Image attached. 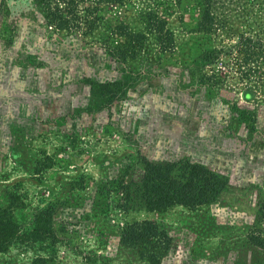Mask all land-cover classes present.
Returning a JSON list of instances; mask_svg holds the SVG:
<instances>
[{
    "label": "rangeland",
    "instance_id": "rangeland-1",
    "mask_svg": "<svg viewBox=\"0 0 264 264\" xmlns=\"http://www.w3.org/2000/svg\"><path fill=\"white\" fill-rule=\"evenodd\" d=\"M90 1L92 31L49 26L33 0H0V211L27 232L52 210L56 234L13 241L0 264H152L155 246L120 242L142 220L170 239L153 264H264V56L256 68L236 52L256 33L251 0H80L78 16ZM149 11L166 23L160 40ZM123 23L145 34L126 59ZM184 154L224 180L217 197L122 206L145 160Z\"/></svg>",
    "mask_w": 264,
    "mask_h": 264
},
{
    "label": "trees",
    "instance_id": "trees-1",
    "mask_svg": "<svg viewBox=\"0 0 264 264\" xmlns=\"http://www.w3.org/2000/svg\"><path fill=\"white\" fill-rule=\"evenodd\" d=\"M33 1L49 10L45 18H48L49 26L51 25L55 29H68L71 25L78 27L84 23L87 25V30L92 31L99 22L100 15L95 13L98 8L91 5V1L90 6L84 7L86 15L83 16H78L75 12L80 0ZM126 1L129 0H107L109 3L119 4ZM12 2L14 3L15 0ZM251 4L258 12L255 15L256 20L253 22L256 26V33L253 37L242 35L236 52L244 55L242 57L244 63L251 62L253 67L259 68L258 61L264 56V39L261 38L263 24L261 15L264 14V0H251ZM143 14L148 15L146 19L148 26L145 29L156 33L160 40L166 33L164 19L157 15L156 18L150 17L154 14L151 11ZM206 15L209 16L206 18H209L207 22L211 25L213 18L206 12L202 17ZM122 25L126 27V30L120 31L119 35L125 38V42L118 48L117 53L122 59L135 57L138 49L143 47L142 40L145 39V34L141 31H130L128 25L124 23ZM161 43L159 41V44ZM161 45L160 49L166 50L164 43ZM217 54L216 48L205 53L204 63L212 61ZM144 165L148 173H145L140 179H133L124 185L122 206L127 209L161 210L174 204L194 207L210 202V198L217 197L219 190L224 185V180L217 173L187 154L180 155L173 161L145 160ZM206 196L209 197L207 201ZM54 215L52 210H41L35 216L33 228L25 232L19 229L9 210H1L0 251L6 249L13 241H36L50 236L55 237L56 234L50 224ZM256 240V238L252 239V242H259ZM120 242L128 246L152 244L156 250L147 255V261L153 264L160 260L163 252L169 246L170 239L156 222L142 220L126 225L121 232Z\"/></svg>",
    "mask_w": 264,
    "mask_h": 264
}]
</instances>
